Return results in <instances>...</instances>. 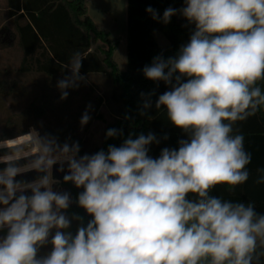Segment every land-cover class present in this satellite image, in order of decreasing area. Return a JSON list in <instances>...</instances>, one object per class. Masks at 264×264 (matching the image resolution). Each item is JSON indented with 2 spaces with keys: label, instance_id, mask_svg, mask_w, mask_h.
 <instances>
[{
  "label": "clouds",
  "instance_id": "1",
  "mask_svg": "<svg viewBox=\"0 0 264 264\" xmlns=\"http://www.w3.org/2000/svg\"><path fill=\"white\" fill-rule=\"evenodd\" d=\"M146 12L164 24L179 14L193 26L176 55H157L142 69L169 87L155 107L187 138L158 158L149 155L160 143L151 132L84 155L79 142L35 132L26 145L0 141L8 150L0 155V264H262L264 214L254 202L211 192L234 193L251 175L252 154L237 125L264 111V0H184L162 16ZM82 60L76 52L64 65L62 100L85 79ZM153 94H140L141 115ZM90 119L86 109L81 127ZM122 134L110 128L106 138ZM55 165L63 183L82 189L75 201L56 187ZM30 171L35 179H17ZM255 183L264 184V168ZM73 203L91 217L86 225L69 214Z\"/></svg>",
  "mask_w": 264,
  "mask_h": 264
},
{
  "label": "trees",
  "instance_id": "2",
  "mask_svg": "<svg viewBox=\"0 0 264 264\" xmlns=\"http://www.w3.org/2000/svg\"><path fill=\"white\" fill-rule=\"evenodd\" d=\"M183 3L184 0H127V71L121 72L114 60L119 41L111 40L108 32L95 26L87 16L85 0H7V17L15 18L18 35L13 46L23 53L18 73L23 76L42 74L50 82L57 83L70 75L64 65L74 53L79 52L83 58L80 74L84 77L105 76L114 86V98L119 99L122 104L119 116L106 127L102 146L97 151H106L110 144L120 146L130 134L136 138L140 134L147 135L151 132L157 136L160 143L149 146V155L158 158L163 148L178 149V141L187 137L169 122L165 109L158 110L155 107L158 96L170 90L169 87L162 81L146 79L142 69L151 64L157 55L162 54L165 58L176 55L180 46L188 42L193 26L188 25L179 14L173 16L168 24L158 22L152 19L146 9L152 7L162 16L168 7L179 9ZM23 20L25 24L21 25L19 22ZM157 32L168 41V50H162L155 40L154 34ZM141 93H154L150 97L152 106L146 110L145 115L140 114L144 103ZM101 103L102 100L99 105ZM43 111L32 112L31 106L23 116L30 118L33 115L35 120H39L41 116H45ZM16 120L14 116L3 125L0 141L10 136L20 137L23 132L30 131V128H19ZM237 127L245 135L246 150L252 154V162L248 166L250 178L234 193L218 186L213 189L211 195L245 204L254 202L256 212L264 214V184L255 183L257 169L264 168V111L258 112ZM110 128L122 130L123 134L106 138V132ZM17 179L19 180L18 177ZM31 180L32 177L27 181ZM78 193L76 190L71 191L74 201ZM68 212L83 216L85 225L91 219L75 203ZM76 226V222H73V232Z\"/></svg>",
  "mask_w": 264,
  "mask_h": 264
},
{
  "label": "rangeland",
  "instance_id": "3",
  "mask_svg": "<svg viewBox=\"0 0 264 264\" xmlns=\"http://www.w3.org/2000/svg\"><path fill=\"white\" fill-rule=\"evenodd\" d=\"M86 7L87 15L95 26L108 32L111 40L119 41L114 60L119 70L126 72L127 0H87ZM2 19L8 20L7 13L0 12V24ZM19 23L25 24L24 21ZM5 24L6 27L0 29V134L3 132V125L14 116L19 128H30V131L23 132L20 137L10 136L1 141H5L9 148L26 145L31 140L28 134L35 132L41 137H55L60 144L79 142L80 155L95 153L102 146L106 127L119 116L122 108L119 99L113 96L115 91L111 81L103 75H90L78 87L67 89L69 95L62 100L57 83L50 82L44 75L32 73L23 76L18 73L23 53L13 46L14 39L18 38L16 23L9 21ZM154 38L162 50L169 49L170 45L162 34L157 32ZM116 95L118 96L117 93ZM100 100L102 103L99 105ZM31 106L32 112L44 110L45 116H41L39 120H35L33 115L30 118L23 116ZM86 109L91 119L82 128L80 120ZM7 151L6 148H0V155ZM20 163L25 161L21 160ZM0 166L4 167L3 164ZM58 167L59 165H55L53 168L54 177L61 181L56 186L58 190L70 194L72 190H82L71 183H63L65 173L57 171ZM66 168L65 165V170ZM36 176V172L30 171L17 177L19 180H29Z\"/></svg>",
  "mask_w": 264,
  "mask_h": 264
},
{
  "label": "crops",
  "instance_id": "4",
  "mask_svg": "<svg viewBox=\"0 0 264 264\" xmlns=\"http://www.w3.org/2000/svg\"><path fill=\"white\" fill-rule=\"evenodd\" d=\"M87 0H85V2H86ZM0 8H3V9H0V12H2V13H8L9 12V7L7 6V0H0ZM21 13H23V12H21ZM21 13H18V15L19 14H21ZM87 14H88V8H87ZM88 16V15H87ZM8 18V17H7ZM4 19H2V22H1V24H0V29H2V28H4V27H6V22H9V21H14L15 20V18H12V19H8L7 21H3ZM24 22H25V20H23ZM24 24V23H23ZM116 52V51H115ZM115 54V53H114Z\"/></svg>",
  "mask_w": 264,
  "mask_h": 264
}]
</instances>
